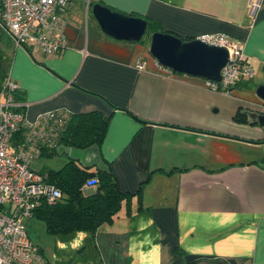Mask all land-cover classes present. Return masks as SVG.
I'll use <instances>...</instances> for the list:
<instances>
[{
    "label": "crops",
    "instance_id": "crops-1",
    "mask_svg": "<svg viewBox=\"0 0 264 264\" xmlns=\"http://www.w3.org/2000/svg\"><path fill=\"white\" fill-rule=\"evenodd\" d=\"M248 1L72 0L64 14L67 48L50 57L17 46L0 24V92L7 77L15 81L30 121L57 109L109 117L99 145L40 156L110 167L118 188L133 193L94 232L50 234L42 219L29 217L43 222L40 236L25 228L47 264H264V128L248 116L264 112L256 94L264 85V0L254 17ZM94 3L140 16L153 32L240 40L253 78L225 92L161 69L150 38L108 36Z\"/></svg>",
    "mask_w": 264,
    "mask_h": 264
},
{
    "label": "built area",
    "instance_id": "built-area-1",
    "mask_svg": "<svg viewBox=\"0 0 264 264\" xmlns=\"http://www.w3.org/2000/svg\"><path fill=\"white\" fill-rule=\"evenodd\" d=\"M2 25L17 46L43 56L60 55L67 48L63 32L64 14L72 0H0ZM262 0H249L248 13L254 17ZM201 41L224 46L228 60L221 69V80H205L212 90L227 89L237 81L253 78L240 40L224 33H204ZM140 69L144 64L139 63ZM156 62V61H155ZM156 65L162 68L157 62ZM18 84L7 77L0 92V264H46L40 248L28 237L24 217H31L41 203L54 204L62 197L59 187L47 175L33 170L30 162L45 149L57 146L69 113L51 110L30 121L15 98ZM16 136H21L15 140ZM86 187L92 186L87 180Z\"/></svg>",
    "mask_w": 264,
    "mask_h": 264
},
{
    "label": "trees",
    "instance_id": "trees-1",
    "mask_svg": "<svg viewBox=\"0 0 264 264\" xmlns=\"http://www.w3.org/2000/svg\"><path fill=\"white\" fill-rule=\"evenodd\" d=\"M0 24H2L1 12ZM148 28L152 34L149 25ZM244 81L248 80L241 79L227 90L230 91L232 87ZM242 114L246 115L245 112ZM239 115L240 113L237 112L234 119L240 121L242 118ZM108 122L109 117L97 111L69 113L64 130L58 137L57 146L45 149L40 155L63 154L65 151H59L60 147L65 150V147L84 149L91 145H99L106 134ZM43 173L47 175L46 180L59 187L63 194L54 204L41 203L33 211V216L44 221L45 229L50 234H68L73 231L94 232L102 223L110 222L121 209L122 202L127 203L133 196V193L118 188L110 167L92 170L91 166L70 158L61 168L49 169ZM87 180H91L92 186H95L91 193H85L82 188ZM140 187L136 194H139Z\"/></svg>",
    "mask_w": 264,
    "mask_h": 264
},
{
    "label": "water",
    "instance_id": "water-1",
    "mask_svg": "<svg viewBox=\"0 0 264 264\" xmlns=\"http://www.w3.org/2000/svg\"><path fill=\"white\" fill-rule=\"evenodd\" d=\"M92 14L101 30L117 40L139 41L147 28V21L139 16L114 11L94 3ZM148 51L164 69L219 82L221 69L228 60L224 46L207 44L198 38L182 40L169 32L155 31L150 36ZM256 94L264 99V85H258ZM248 116L264 128V112L251 111Z\"/></svg>",
    "mask_w": 264,
    "mask_h": 264
},
{
    "label": "rangeland",
    "instance_id": "rangeland-1",
    "mask_svg": "<svg viewBox=\"0 0 264 264\" xmlns=\"http://www.w3.org/2000/svg\"><path fill=\"white\" fill-rule=\"evenodd\" d=\"M150 36H151V33H150V29L148 28L141 41L149 43L148 40H149ZM66 160H67V158L65 156H62V155H56L52 158H46V157L40 156V157L33 159L30 162V166H31V168H34L36 170L40 169L43 165H46L50 168H59L60 166H62V164H64V162ZM91 191H92L91 188H87L85 190L86 193H89ZM31 219H32V222H31L30 227H29L27 222ZM23 222H24L23 224L25 226H27V230L33 235H36V236L39 235L40 236V233L44 231L43 222L40 220H36L35 218L24 217ZM43 233H45V232H43Z\"/></svg>",
    "mask_w": 264,
    "mask_h": 264
},
{
    "label": "clouds",
    "instance_id": "clouds-1",
    "mask_svg": "<svg viewBox=\"0 0 264 264\" xmlns=\"http://www.w3.org/2000/svg\"><path fill=\"white\" fill-rule=\"evenodd\" d=\"M157 247H159V246H157ZM157 264H158V261H157Z\"/></svg>",
    "mask_w": 264,
    "mask_h": 264
}]
</instances>
